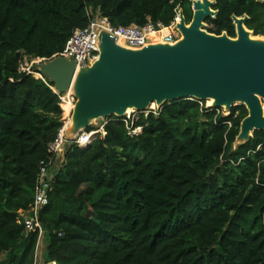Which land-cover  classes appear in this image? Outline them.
I'll return each mask as SVG.
<instances>
[{"label": "trees", "instance_id": "trees-1", "mask_svg": "<svg viewBox=\"0 0 264 264\" xmlns=\"http://www.w3.org/2000/svg\"><path fill=\"white\" fill-rule=\"evenodd\" d=\"M213 1L209 33L235 38L233 17L248 16L264 37V2ZM178 5L190 23L183 0H0V264H36L39 232L20 218L63 125L54 83L22 71L24 58L58 57L89 12L113 27L169 26ZM247 116L173 101L71 144L39 215L46 263L264 264V131L234 147Z\"/></svg>", "mask_w": 264, "mask_h": 264}, {"label": "water", "instance_id": "water-1", "mask_svg": "<svg viewBox=\"0 0 264 264\" xmlns=\"http://www.w3.org/2000/svg\"><path fill=\"white\" fill-rule=\"evenodd\" d=\"M214 4L195 0L188 25L182 9L177 25L182 38L173 45L132 50L102 32L98 59L80 68L77 79L76 63L64 57L39 64L38 73L54 83L59 95L72 91L76 98L66 139L74 141L96 120L125 117L130 108L147 112L153 104L161 108L180 100L212 99L210 108L229 112L244 105L248 116L241 123L235 148L250 141L256 131H264V39H253L245 25L248 16L233 17L235 38L226 32L209 33L205 21L218 15Z\"/></svg>", "mask_w": 264, "mask_h": 264}, {"label": "built area", "instance_id": "built-area-1", "mask_svg": "<svg viewBox=\"0 0 264 264\" xmlns=\"http://www.w3.org/2000/svg\"><path fill=\"white\" fill-rule=\"evenodd\" d=\"M189 1L192 4L195 0H183ZM182 10L181 6L178 5L175 9V18L169 26H165L161 23H155L149 21L144 26L137 25H129V26H120L113 27L108 19L101 17L99 14L92 16L91 12H89V24L84 29L74 30L70 38L67 40L66 45L63 51L59 54L60 57H64L70 61H74L77 65V69L84 68L90 66L94 61H96L99 57V44L100 37L102 32L109 33L113 38L116 39V42L119 45H122L128 49L132 50H140L145 47H148L151 44H175L182 38L181 32L177 29V25L180 23V11ZM188 25L189 23L186 22ZM40 63L47 62L48 60L45 58L37 59ZM22 71L33 73L39 78H43L38 72H34L31 69H26L24 67L21 68ZM53 90L56 94H58L53 87ZM59 95V94H58ZM61 99V107L64 104L65 99L71 103V106H74L76 103V98L69 92L63 95H59ZM201 105L203 106L202 102ZM151 108V107H150ZM149 108V109H150ZM210 108V107H205ZM63 112L65 109L63 108ZM72 110L68 114V119H62L63 125L60 128L57 138L54 142L49 146L50 153L54 154V162L57 161L62 153L66 145H71L73 143L83 146L87 145L92 139L102 133L105 134L104 126L99 129H94L91 131L85 130L81 132L74 141H68L66 139V130L70 124V117L72 114ZM148 113H157L154 111H147ZM65 154V153H64ZM65 157L61 159V163H63ZM53 161L48 165L46 163H42L40 172L38 174V181L35 189V199L33 204L31 205L30 211L28 214H21L20 223H22L26 232H39V240L36 252V264L38 255L40 253L39 246L44 239V231L42 225L39 221L40 211L44 206L48 204L49 197L48 194L51 191L52 181L54 178V171L52 165ZM55 165V164H54Z\"/></svg>", "mask_w": 264, "mask_h": 264}, {"label": "rangeland", "instance_id": "rangeland-1", "mask_svg": "<svg viewBox=\"0 0 264 264\" xmlns=\"http://www.w3.org/2000/svg\"><path fill=\"white\" fill-rule=\"evenodd\" d=\"M251 33H252V31H251ZM252 36L253 37H257V39L258 38L264 39V37H261V36H254L253 33H252ZM39 64H41V63L37 59H31L29 57H25L24 60H23V63H22V67H24L26 69L29 68L31 70H38L39 71ZM37 77H39V76L37 75ZM43 78H48V77L44 76ZM201 102L204 105V107H211L213 105V104H211L210 100L201 101ZM153 105H154V107H152ZM153 105L151 106L149 111L158 112L160 108H158V106L156 104H153ZM62 109H63V107H62ZM222 112H223L224 116H228L230 114V112L228 110H226L225 108H222ZM136 114H137V112H133L132 111L131 113H128L125 117L127 119H132ZM65 118L68 119V115H66V112H63L62 118L60 120L65 119ZM107 120H108V118H105V119L102 118V119L96 120L92 125H93L94 129H99L100 127L104 126L107 123ZM140 132H141V129H137L135 131V133H140ZM66 149H64V152L62 153V155L60 156V158L57 161H60L61 159H63V156L65 157L64 153H66ZM56 163L57 162L55 161L54 164L56 165ZM39 249H40V253L38 255L37 264H47L46 261H45V258H44V254H45V243H44V240H43V242H41V244L39 246Z\"/></svg>", "mask_w": 264, "mask_h": 264}, {"label": "bare ground", "instance_id": "bare-ground-1", "mask_svg": "<svg viewBox=\"0 0 264 264\" xmlns=\"http://www.w3.org/2000/svg\"><path fill=\"white\" fill-rule=\"evenodd\" d=\"M253 39H257V37H253ZM80 71H81V70L79 69L78 72H77L76 79L78 78ZM75 82H76V81H75ZM75 82H74V84H73V87L75 86ZM70 93H72V91H70ZM210 102H211V104H212V103H214V100L211 99ZM62 106H63V108L65 109L66 115H68V114L70 113L71 109L74 108L73 106H71V103L68 101L67 98L65 99V102H64V104H62ZM152 107H154V105H153ZM132 111H134V110L131 109V108L128 109V110H127V114H128V113H131ZM226 113H227V112H226Z\"/></svg>", "mask_w": 264, "mask_h": 264}, {"label": "crops", "instance_id": "crops-1", "mask_svg": "<svg viewBox=\"0 0 264 264\" xmlns=\"http://www.w3.org/2000/svg\"><path fill=\"white\" fill-rule=\"evenodd\" d=\"M56 167H58V166H56V165H53V168H52V169H53V171H54V169H55Z\"/></svg>", "mask_w": 264, "mask_h": 264}, {"label": "flooded vegetation", "instance_id": "flooded-vegetation-1", "mask_svg": "<svg viewBox=\"0 0 264 264\" xmlns=\"http://www.w3.org/2000/svg\"><path fill=\"white\" fill-rule=\"evenodd\" d=\"M213 9V8H212ZM239 18V17H238ZM246 25V24H245ZM247 28V27H246ZM248 29V28H247ZM253 33V32H252ZM254 35V34H253Z\"/></svg>", "mask_w": 264, "mask_h": 264}]
</instances>
